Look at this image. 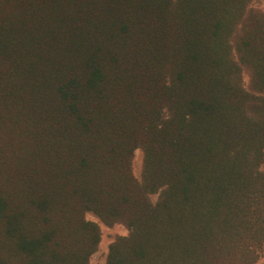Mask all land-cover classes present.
<instances>
[{
  "label": "trees",
  "instance_id": "obj_1",
  "mask_svg": "<svg viewBox=\"0 0 264 264\" xmlns=\"http://www.w3.org/2000/svg\"><path fill=\"white\" fill-rule=\"evenodd\" d=\"M251 2L0 0V264H91L88 212L128 230L105 264L264 255Z\"/></svg>",
  "mask_w": 264,
  "mask_h": 264
},
{
  "label": "rangeland",
  "instance_id": "obj_2",
  "mask_svg": "<svg viewBox=\"0 0 264 264\" xmlns=\"http://www.w3.org/2000/svg\"><path fill=\"white\" fill-rule=\"evenodd\" d=\"M250 6L252 8L264 10V0H252ZM243 80L245 84H247L248 75L245 72L243 73ZM142 164H143L142 151L141 149H136L134 152V157L132 161V171H133L134 176L138 180L141 179ZM150 197L153 201H155L157 198V194H152ZM85 217L89 220L97 222L100 228V232H101V239L98 244V248L91 255L90 263L91 264H105L109 244L116 237L127 235L128 230L121 223H115L112 226H107L96 215L90 212L86 213ZM255 264H264V255L260 256Z\"/></svg>",
  "mask_w": 264,
  "mask_h": 264
}]
</instances>
